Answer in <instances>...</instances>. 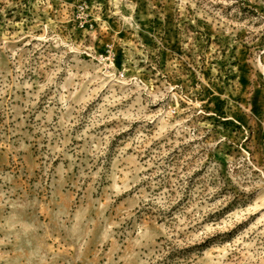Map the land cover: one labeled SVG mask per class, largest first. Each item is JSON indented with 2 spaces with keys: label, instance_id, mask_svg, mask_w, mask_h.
<instances>
[{
  "label": "rangeland",
  "instance_id": "374dc122",
  "mask_svg": "<svg viewBox=\"0 0 264 264\" xmlns=\"http://www.w3.org/2000/svg\"><path fill=\"white\" fill-rule=\"evenodd\" d=\"M0 264H264V0H0Z\"/></svg>",
  "mask_w": 264,
  "mask_h": 264
}]
</instances>
